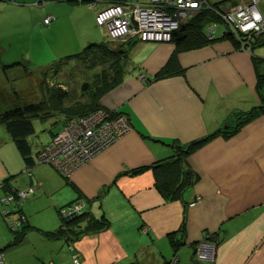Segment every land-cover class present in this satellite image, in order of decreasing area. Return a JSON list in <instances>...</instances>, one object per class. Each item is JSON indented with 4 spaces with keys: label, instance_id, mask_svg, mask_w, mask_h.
Instances as JSON below:
<instances>
[{
    "label": "crops",
    "instance_id": "0c3cea01",
    "mask_svg": "<svg viewBox=\"0 0 264 264\" xmlns=\"http://www.w3.org/2000/svg\"><path fill=\"white\" fill-rule=\"evenodd\" d=\"M64 1L67 12L87 4ZM105 1L87 4L92 23ZM49 3L54 1L45 6ZM48 14L54 15L47 10L38 24L58 34L64 26L55 15L42 25ZM69 16L73 31L67 44L59 51L47 49L51 76L53 68L64 65L54 56L73 53L78 38L83 16L75 10ZM208 18L200 23L199 45L192 44L194 31L182 30L187 37L180 44L172 38L118 47L126 53L123 80L97 103L123 112L131 129L68 176L50 163H39L35 155L31 171L23 172L25 161L18 150L2 153L0 182L12 175L14 187L32 189L21 206L28 221L18 239L0 213L2 264H76L74 257L77 264H167L174 255L176 264H194L191 244L207 236L217 243L213 264H264V85L258 87L255 69V61L259 68L264 56L234 45L223 21ZM214 24L223 28L212 29L215 40L210 41L207 35ZM263 36H256L255 45ZM171 56L177 66L161 73ZM253 109L258 111L238 125L237 119ZM39 137L33 152L50 138ZM203 138L208 139L183 152L184 168L195 174L183 199L166 198L158 188L154 164L178 154L177 146L186 148ZM8 191L0 187V201ZM195 194L201 198L191 206ZM72 201L91 217L105 215L109 224L74 233L73 238L57 233L61 211ZM173 239L179 240L176 247Z\"/></svg>",
    "mask_w": 264,
    "mask_h": 264
},
{
    "label": "built area",
    "instance_id": "2783aa9c",
    "mask_svg": "<svg viewBox=\"0 0 264 264\" xmlns=\"http://www.w3.org/2000/svg\"><path fill=\"white\" fill-rule=\"evenodd\" d=\"M260 1L235 0L232 5L218 8L212 6L211 10L222 17L224 29L241 43V49H251L253 38L264 33V9ZM203 2L207 3L206 0L109 2L96 8L95 22L104 29L107 38L113 41L167 42L183 22H187L196 10H200ZM95 5L96 2H93L92 6ZM53 18L54 15L49 14L44 18V22L48 24ZM209 29L208 36L212 38L214 33L211 30L215 29V25ZM129 129L130 124L125 114L98 108L85 116L72 118L64 123L62 129L53 134L39 149L36 158L39 163H50L64 175H69L101 150L116 142ZM31 191L30 187L16 189L5 194L0 201V213L14 232L26 220L19 210ZM196 200L199 201L200 196L192 199L189 204H194ZM79 209L76 205L70 206L63 214L70 215ZM14 214L16 216H13ZM213 245L203 241L199 243L198 250L208 256L216 249ZM4 260V254L0 252V264ZM74 262L78 263L77 257H74Z\"/></svg>",
    "mask_w": 264,
    "mask_h": 264
},
{
    "label": "rangeland",
    "instance_id": "374dc122",
    "mask_svg": "<svg viewBox=\"0 0 264 264\" xmlns=\"http://www.w3.org/2000/svg\"><path fill=\"white\" fill-rule=\"evenodd\" d=\"M5 1L7 2H0V114L7 109L9 110L10 107H21L30 103L38 104L39 101L43 99L42 91L45 89L43 87L40 88L42 80L47 82L49 85L54 83L53 85L56 87L61 86V88L67 89L74 100H76V97L82 99L80 94L82 82L87 76H91L93 73H96V71H100L102 66L100 65L92 69L89 68L90 65H87L88 63H82L77 59L75 60L77 62L74 61L71 63L72 65H62L61 67L59 64L58 67L53 68L54 76H51L49 75L52 73H49L48 64L53 61L51 60L50 63H47L51 59V57L48 58L51 52L48 53L47 49L56 47V50L59 51L60 47L67 44L68 38H70L73 31L72 21L69 16L72 10H75V12H81L83 16L78 31V38L75 40V44L73 46V53L81 51L89 41L96 43L105 41L107 36L104 29L100 26L97 27L96 23H92L93 12L88 8V5L93 7V2L98 1V3H100L101 0H84L85 4H89H79V6L75 5L70 7L71 10L69 12H67V10L63 7L66 4V1L64 0H55L54 3H49L47 6H45V3H38V0ZM76 1L78 2L79 0ZM206 2V4L210 6V10L212 9V6L218 8V6L224 7L225 3L226 5L231 4L229 0H206ZM214 2H217L218 5H214ZM260 4L263 5L264 0H261ZM201 7L205 8L203 5ZM49 9H51V12H53L56 16L55 20L60 18L59 22H61L64 26L58 34L50 31L48 33L45 31L46 27H41L38 24L39 20L42 19L43 14ZM91 9L94 10V8ZM215 14L218 19L223 21L220 15L216 12ZM190 21L188 20L187 23ZM218 29H221V27H218ZM86 39L89 41L86 42ZM207 40L213 41L215 40V37L207 38ZM258 41L259 45H255V43L257 44L258 42L255 38H253L252 42L255 46L248 50H254V54L262 57L264 56V36L262 37V40L258 39ZM108 43V46L114 49L124 47L126 45L125 41H109ZM243 50L246 49L243 48ZM54 55L59 54L56 53ZM63 56H65V54ZM63 56H54L53 60H57ZM14 61L23 62L28 71L24 69L25 67L23 65H14L4 71L3 65L10 64ZM74 64L77 67L72 69ZM258 69L261 73H264L263 62H260ZM139 76L141 79H145L143 74H140ZM71 99L72 98H66L64 103L69 105ZM39 114L40 116H43V118L33 120L35 132L30 136L33 149L36 147L35 145L39 143V138H41L39 136L49 138L52 134L58 132L63 127V122L61 121L63 118L60 117L61 114H64L63 112H59L54 109L49 112H40ZM125 133L126 131L124 134ZM6 149H10L13 152H15V150L17 151L13 138L6 129L4 122H0V157H2V153ZM195 196L196 198L198 197L197 194H195ZM195 196H193V198H195ZM141 229L146 231L147 226H143ZM213 240L214 236H207V238L203 239V241H206L207 243H213L215 249L217 247V243ZM211 254L207 256L201 251L199 252L197 249V252H194L193 256L195 257L194 260L197 262L206 261L207 264H210V262L213 264L216 257V249ZM167 264H176L175 255L171 257Z\"/></svg>",
    "mask_w": 264,
    "mask_h": 264
},
{
    "label": "trees",
    "instance_id": "16d2710c",
    "mask_svg": "<svg viewBox=\"0 0 264 264\" xmlns=\"http://www.w3.org/2000/svg\"><path fill=\"white\" fill-rule=\"evenodd\" d=\"M49 1H55V0H38V3H45ZM124 1L125 0H108L105 2H124ZM229 1L231 3H235L234 2L235 0H229ZM96 3H98V1H96ZM197 14L193 16L191 19H189V21L191 20L189 23L183 22L181 24V27L178 30L179 33H177L178 31L173 33L172 38H175L177 40V44H180L181 43L180 41H182L184 38L187 37V35L184 36L183 32L180 31L185 30L184 33L186 34V32L189 33V30H191L194 31V42L192 44L199 45L201 41L200 37H203L202 34L200 35L201 33L200 23L205 21L208 17L219 20L215 12L208 8H204L200 10ZM94 20H95V16H94ZM42 25H46V24L43 23ZM216 27H218V25H215V28ZM219 27L223 28V26L221 25H219ZM227 35L232 40L234 45H236L237 47L241 46V43L237 39H235L232 34H227ZM108 40L107 42L102 41L100 43L88 42L87 45H85L81 51L77 53L65 55L57 59L59 61L60 60L64 61L63 62L64 65L73 63L75 60L78 59L82 63H88L87 65H90L89 68L92 69L100 65L102 66L100 71H96V73H93L91 76H87L85 80L82 82L80 88L81 90L80 94L82 99L76 97V100H74L68 90L61 88V86L56 87L53 85L54 83L52 85H49L47 82L42 80V82L40 83V88L43 87L45 89H43L42 91L43 99L39 101L38 104L30 103L21 107H13V108L10 107L9 110L7 109L2 114H0V122H4L6 129L8 130L9 134L11 135V137L15 142L19 154L23 157L25 161V167H24L25 169L24 168L22 169L23 172L29 173L31 171L30 167L35 163V156L37 157L39 152V149L36 152H33V145L31 143L30 136L33 135L35 132L33 120L37 118H43V116H40L39 114L40 112H49L56 109L59 112H63L66 115L65 116L66 122L72 118L85 116L93 112L94 110L101 108V106L97 103V100L104 93L108 92L109 90L119 85L123 80V74L126 67L125 66L126 53L124 51L120 52V48L114 49L109 47L108 42L112 40L109 41ZM14 65H23L27 70V67L21 61H14L10 64H4L3 69L5 71L6 69L11 68ZM176 66H177V60L175 56H171L166 67L161 73L170 71ZM72 67H73L72 69H75L77 66L74 64ZM255 69L257 73L256 76H257L258 87L262 88V86L264 85V73H261L259 71L256 61H255ZM66 98L67 99L72 98L69 105L64 103ZM260 108H264V105H261ZM114 111L118 113H123L118 110H114ZM257 111L258 110L253 109L252 112H249L248 114L238 118L237 119L238 125L241 124V122H243L250 116L254 115ZM128 122L130 124L129 120ZM235 128H237V125L235 126ZM130 129H131V124H130ZM206 139L208 138H203L198 141H193L186 148L177 146L178 150L176 151L179 155L178 154L171 155L170 157L163 158L162 160H160V162L154 164V173L156 175L158 188L166 198L181 199V200L183 199L187 185L191 183L192 180L194 179L193 175L195 176L194 173L187 172L188 168L186 169L184 168L183 155L185 152L187 153L196 146H198L199 144L203 143V141H205ZM41 144H42L41 147H43L44 144L43 143ZM58 171L63 176H68V175H64L60 170ZM11 177L10 176L6 177L4 178L3 181L0 182L2 188L5 187L7 190H9L8 192H11L16 189L17 190L27 189V187L24 188H20L16 186L14 187L13 184L9 182V180H11ZM197 202H195L191 206L195 205ZM73 203H75V201L69 203L68 207L73 206ZM64 210L61 211L62 224L59 227L57 233L59 232V233L67 234V237L69 238L75 237L76 235H74V233L79 234V233H84L87 230L102 229L109 224V220L105 217V215H102L99 218H94L90 216L89 211H84V209L82 208L76 210L75 213H72L70 215H64L63 214ZM19 211L20 213L24 214L23 210L20 209ZM13 216H16V214H14ZM25 217L26 220L24 221L23 225L20 228H24V226L27 224L28 218L26 215ZM83 221H85L86 225L82 227L80 224ZM20 228L17 231H15L16 239H18L23 233V231L19 232ZM203 239H200L199 241H203ZM199 241H197L195 244H191L193 246V253L197 252L198 245L200 243ZM178 244H179V240L173 239L172 245L176 247ZM175 259L177 262V256H175ZM202 262L207 264L206 261H202ZM126 264H139V263L135 261ZM194 264H198V262L195 261Z\"/></svg>",
    "mask_w": 264,
    "mask_h": 264
},
{
    "label": "bare ground",
    "instance_id": "6f19581e",
    "mask_svg": "<svg viewBox=\"0 0 264 264\" xmlns=\"http://www.w3.org/2000/svg\"><path fill=\"white\" fill-rule=\"evenodd\" d=\"M107 3H109V2H107ZM107 3H105L104 5H106ZM104 5H102V6H104ZM102 6H100V7H102ZM203 6H205V8L210 9V6H209L208 4H206V3H204V2H203ZM202 9H204V7H201V8H200V10H202ZM200 10H199V11H200ZM199 11H198V12H199ZM198 12H197V10H196L195 13H193V16H195ZM193 16H191L190 19H191ZM43 23L46 24L44 21H43ZM98 26H99V25H98ZM207 36H208V35H207ZM109 40H110V39H109ZM112 41H113V40H112Z\"/></svg>",
    "mask_w": 264,
    "mask_h": 264
}]
</instances>
